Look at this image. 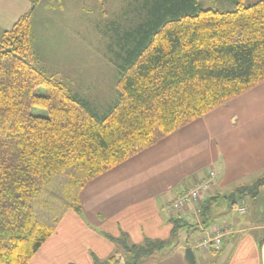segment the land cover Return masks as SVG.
<instances>
[{"label": "trees", "instance_id": "obj_1", "mask_svg": "<svg viewBox=\"0 0 264 264\" xmlns=\"http://www.w3.org/2000/svg\"><path fill=\"white\" fill-rule=\"evenodd\" d=\"M201 1L132 5L117 64L118 98L104 115L34 66L30 13L3 32L0 264L29 263L67 212L81 213L88 182L264 81V0H233V10L201 8ZM33 108L47 115H33ZM262 189L264 175L204 198L194 226L207 228L221 200L234 209ZM170 223L167 239L133 244L126 234L106 235L120 251L92 264H140L193 228L177 217Z\"/></svg>", "mask_w": 264, "mask_h": 264}, {"label": "crops", "instance_id": "obj_2", "mask_svg": "<svg viewBox=\"0 0 264 264\" xmlns=\"http://www.w3.org/2000/svg\"><path fill=\"white\" fill-rule=\"evenodd\" d=\"M34 1L0 0V37L19 17L31 13ZM261 175L264 81L88 182L80 193L81 213L67 212L27 264H92L94 258L103 260L120 251L106 235L126 234L133 244L145 238L167 239L170 219L175 217L193 227L180 232L185 243L149 264H187L184 251L191 248L192 235L197 233L200 240L223 226L228 227L227 233L215 254L219 259L229 247L222 264H264V211L257 210L260 197L252 201L253 223L242 226L219 224L215 213L207 228L194 226L200 222L196 202L171 210L178 197L208 178L210 189L202 200L249 185Z\"/></svg>", "mask_w": 264, "mask_h": 264}, {"label": "rangeland", "instance_id": "obj_3", "mask_svg": "<svg viewBox=\"0 0 264 264\" xmlns=\"http://www.w3.org/2000/svg\"><path fill=\"white\" fill-rule=\"evenodd\" d=\"M137 1L139 7L145 2L149 4L153 2V0H35L30 13L32 49L36 55L34 66L43 68L48 75L66 84L73 93L90 102L99 115L106 114L118 98L117 64L122 63L119 58L122 55L121 46L126 38L125 32L128 31L127 21L130 18L131 7L132 5L135 7ZM256 1L246 0L245 5H251ZM200 6L215 10L235 8L233 0H203ZM39 91L42 93L44 89L41 88ZM31 113L38 116L47 115L41 108H33ZM227 194L229 192L224 193ZM258 197L260 205L257 210L263 212L264 190ZM243 201L237 202L234 209H230L227 201L221 200L214 212L217 215L214 221L219 224L226 221L230 225L240 223L241 226L252 221L250 215L255 211L252 202L255 200L246 198ZM238 207L246 208V214H239L236 211ZM196 234L189 239L195 263L222 264L229 247L219 259L215 254L200 253L194 248L199 237ZM181 236L160 252L161 254L157 253L140 264H149L151 261L165 258L164 256L171 253L175 247L185 243V238Z\"/></svg>", "mask_w": 264, "mask_h": 264}, {"label": "built area", "instance_id": "obj_4", "mask_svg": "<svg viewBox=\"0 0 264 264\" xmlns=\"http://www.w3.org/2000/svg\"><path fill=\"white\" fill-rule=\"evenodd\" d=\"M213 177V173H210V178ZM210 178L205 181H201L197 185H195L190 191L183 193L180 197H178L172 204L171 210L178 211L191 203L200 204L202 197L205 193H207L210 189ZM236 211L239 214H244V207H238ZM195 213H199V207L195 209ZM226 226L216 228L212 233L203 236L197 244L195 245V249H197L200 253H211L218 252L222 247L223 235L227 233Z\"/></svg>", "mask_w": 264, "mask_h": 264}, {"label": "water", "instance_id": "obj_5", "mask_svg": "<svg viewBox=\"0 0 264 264\" xmlns=\"http://www.w3.org/2000/svg\"><path fill=\"white\" fill-rule=\"evenodd\" d=\"M184 259L187 262V264H196L193 251L190 247L186 248L184 251Z\"/></svg>", "mask_w": 264, "mask_h": 264}]
</instances>
